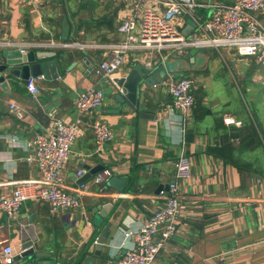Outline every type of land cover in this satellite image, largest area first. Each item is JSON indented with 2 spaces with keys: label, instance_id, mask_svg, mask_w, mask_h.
<instances>
[{
  "label": "crops",
  "instance_id": "crops-1",
  "mask_svg": "<svg viewBox=\"0 0 264 264\" xmlns=\"http://www.w3.org/2000/svg\"><path fill=\"white\" fill-rule=\"evenodd\" d=\"M196 1L202 4L197 14L206 18L210 4L228 5L236 0ZM130 2L0 0V52L17 48L55 52L64 72L54 80L36 78L40 95L33 98L25 88L26 80L5 77L7 91L0 88V194L39 177L35 163L26 159L33 153L28 143L37 134L51 132L56 119L76 123L79 129L63 169L66 191L76 186V173L85 165L102 164L113 177L124 179L118 185L122 189L117 190L93 183L92 176L79 195V208L55 211L33 196L37 185H27L29 197L18 215L8 219L0 213V245L10 244L19 251L21 243L33 237L40 263L116 264L132 245L126 231L137 230L161 205L158 185L167 190L173 162L183 153L189 156L192 170L190 178L179 182L185 211L177 234L154 264H264V65L256 57L238 56L225 48L234 54L233 83L224 82L228 94L211 97L204 90L207 67L182 69L183 74L198 76L195 103L183 130L177 113L165 112L171 97L162 83L168 73L159 66L163 52L130 51L113 80L127 77L132 68L144 73L138 110L132 109L115 99L110 81L97 73V65L109 55L105 46L122 39L117 28ZM258 18L264 25V11ZM187 23L186 19L181 29ZM51 41L58 44L30 46ZM62 42L71 45L61 47ZM196 54L193 62L187 61L194 63ZM85 55L92 61L91 70ZM72 62L74 66L67 71ZM172 67L175 72L181 63ZM91 86L104 87V103L79 115L76 95ZM10 103L22 109L20 117L10 110ZM226 117L238 123L227 124ZM95 119L107 122L113 135L99 152L91 129ZM20 222L27 223L23 232ZM106 223L111 232L96 255L92 245Z\"/></svg>",
  "mask_w": 264,
  "mask_h": 264
},
{
  "label": "built area",
  "instance_id": "built-area-1",
  "mask_svg": "<svg viewBox=\"0 0 264 264\" xmlns=\"http://www.w3.org/2000/svg\"><path fill=\"white\" fill-rule=\"evenodd\" d=\"M202 6L196 0H131L128 13L121 19L117 31L122 39L106 45L109 55L97 65V73L104 81L113 82V76L122 67L127 53L134 50H147L162 53L165 61L169 54L185 55L192 48L212 47L232 49L238 56L256 57L264 65V25L258 14L264 11V0H236L233 4L212 3L211 13L206 17L197 14ZM191 19L192 31L189 35L181 33L186 19ZM185 19V20H184ZM7 44L14 45L13 42ZM58 43L41 42L30 46H53ZM69 47L70 43H59ZM25 53V49H21ZM171 52V53H170ZM36 78L26 80L25 88L30 94L39 89ZM114 83V82H113ZM162 83L166 87L171 102L165 112L176 114L184 130L186 119L195 103L193 88L195 81L188 75L174 76L168 72ZM104 103V91L98 86H91L77 93L75 108L79 115H86L98 109ZM10 110L21 116L22 109L16 103L9 104ZM225 123H238L226 117ZM94 145L97 152L112 140V131L107 122L95 119L91 123ZM79 134L76 123H66L56 119L53 129L46 134H37L28 144L33 146V153L27 155L39 171L37 179L25 180L8 193L0 194V213L6 218H15L29 195L27 185H37L34 191L36 199L45 201L50 208L77 209L80 207V193L86 189L85 182L76 184L71 192L62 185L63 169L71 147ZM173 179L168 189L158 193L162 198L161 205L145 219L134 231H126L132 237V245L116 260V264H154L157 255L165 250L168 241L178 232L179 219L185 211L181 201L179 182L190 178L191 161L188 155L180 154L173 162ZM85 169H79L77 177ZM112 176L109 168H104L92 177V182L103 185ZM19 230H26L27 223L20 222ZM33 238V237H32ZM30 238V239H32ZM16 251L10 244L0 245V264H15Z\"/></svg>",
  "mask_w": 264,
  "mask_h": 264
},
{
  "label": "water",
  "instance_id": "water-1",
  "mask_svg": "<svg viewBox=\"0 0 264 264\" xmlns=\"http://www.w3.org/2000/svg\"><path fill=\"white\" fill-rule=\"evenodd\" d=\"M192 25L187 23L184 28L181 29V33L184 35H189L192 30ZM198 52L197 48H192L185 55H182L184 58L188 59L189 62H193L194 55ZM0 57L3 61L0 63V88L7 91V82L5 80L6 76L17 77L21 80H27L30 77L32 78H41L43 80H54L63 77L64 72L60 65V57L56 55L55 52H36L34 50L26 51L25 53L21 52V49H3L0 52ZM85 63L88 65V68L92 69V61L89 57L85 55L83 57ZM72 62L68 67L67 71L71 70L74 66ZM159 66L167 69L168 72H174V69L171 64H167L165 61L159 63ZM114 82V83H113ZM113 82H110L115 89V99L120 102H126L130 108L138 110L139 99L141 94V86L145 82L144 73L140 72L137 68H132L127 77L121 79H114ZM29 97L39 96L40 90L34 94L28 93ZM151 116V115H150ZM153 117V115H152ZM85 173L77 177L76 184L85 182L87 179L92 177L97 172L104 169V165L99 164L95 167H89L85 165ZM124 179H119L117 177L111 176L107 181L106 185L114 187L117 190H121L122 187L118 186L123 182ZM161 184L158 185V190L162 189ZM165 188L168 189V184L165 185ZM101 217H104L102 212L100 213ZM111 229L110 225H106L101 229L100 235L96 237V240L93 243V248L95 250L94 254L100 255V250L103 245L106 244V240L110 235ZM41 257V254L35 251L34 240L26 239L20 245V252L14 256V261L18 264H49V262H39L38 258ZM54 264V263H51Z\"/></svg>",
  "mask_w": 264,
  "mask_h": 264
},
{
  "label": "rangeland",
  "instance_id": "rangeland-1",
  "mask_svg": "<svg viewBox=\"0 0 264 264\" xmlns=\"http://www.w3.org/2000/svg\"><path fill=\"white\" fill-rule=\"evenodd\" d=\"M187 21L192 22L189 18ZM232 52L235 53L234 50H232ZM232 55L234 54L228 53L225 48L216 49L206 46L198 48V53L196 54V60L194 63H189L187 61L188 59L181 55H177L176 53L169 54L165 62L173 66H175V63L178 61L181 63L180 68H177L175 72H171L174 76L183 75L184 69L197 71L207 67L206 71H203L206 73L205 81H203L205 85L204 90H206L209 97H211V95L213 96L215 94H228L229 88H225L223 85L226 81L233 83L230 71L236 67V63ZM186 73L184 74L190 76L195 82L197 81L196 78L198 76L196 77V74H192L191 72L188 74ZM221 86H223V88H221ZM102 90L105 91L104 87ZM222 90H224V92H222Z\"/></svg>",
  "mask_w": 264,
  "mask_h": 264
}]
</instances>
